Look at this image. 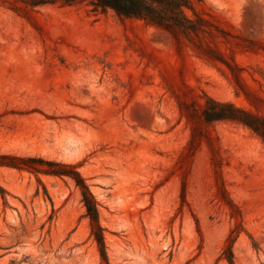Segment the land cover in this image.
<instances>
[{
	"label": "rangeland",
	"instance_id": "374dc122",
	"mask_svg": "<svg viewBox=\"0 0 264 264\" xmlns=\"http://www.w3.org/2000/svg\"><path fill=\"white\" fill-rule=\"evenodd\" d=\"M24 1L0 0V157L72 166L107 260L72 178L0 166V264H264V134L203 115L264 121V0H202L211 34L179 42Z\"/></svg>",
	"mask_w": 264,
	"mask_h": 264
},
{
	"label": "trees",
	"instance_id": "16d2710c",
	"mask_svg": "<svg viewBox=\"0 0 264 264\" xmlns=\"http://www.w3.org/2000/svg\"><path fill=\"white\" fill-rule=\"evenodd\" d=\"M202 0H25L30 7L45 5H60L62 7L74 6L85 3L94 13H106L112 11L119 19L139 20L148 26L164 30L176 38L182 35L188 40L193 36L211 34L209 22L195 13V5ZM193 12L194 17L188 15ZM203 115L207 121H231L240 122L251 128L261 136L264 134V121H259L249 113L238 109L233 104L217 102L209 99ZM20 163H23L21 165ZM0 166L28 170L31 172L50 176H68L75 182L82 196V203L86 211V217L90 221L91 235L97 243L101 257L107 260L103 229L100 225L97 202L91 194L85 180L73 167L46 161L44 159H21L12 156L0 157ZM47 166V167H45ZM221 258L228 264H235L230 244L227 245Z\"/></svg>",
	"mask_w": 264,
	"mask_h": 264
}]
</instances>
